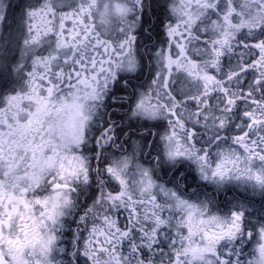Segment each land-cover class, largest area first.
Returning <instances> with one entry per match:
<instances>
[{"label":"snow or ice","instance_id":"snow-or-ice-1","mask_svg":"<svg viewBox=\"0 0 264 264\" xmlns=\"http://www.w3.org/2000/svg\"><path fill=\"white\" fill-rule=\"evenodd\" d=\"M15 11L21 56L37 54L23 76L0 73V264H63L57 257L66 252L60 242L73 182L95 179L93 166L111 182L88 209L97 222L86 236L77 230L72 255L83 264H242L245 241L258 247L244 264H264V211L248 198L264 197V0L173 6L180 23L154 50L147 86L131 85L133 115L155 122L146 129L150 154L191 161L205 182L197 189L214 185L224 198L170 186L135 153L103 148L117 136L106 98L125 91L118 74L139 65L135 36L102 38L96 21L107 33L128 16L125 3L86 0L57 16L52 0H21ZM22 67L16 63L18 73ZM201 127L216 132L212 160L197 139ZM120 209L124 221L113 213Z\"/></svg>","mask_w":264,"mask_h":264},{"label":"clouds","instance_id":"clouds-1","mask_svg":"<svg viewBox=\"0 0 264 264\" xmlns=\"http://www.w3.org/2000/svg\"><path fill=\"white\" fill-rule=\"evenodd\" d=\"M21 0H0V5L7 6V12L0 11V73L10 74L13 78L18 75L23 76L32 67V59L37 53L24 52L23 42L19 35V14L15 11ZM35 3V0H32ZM57 4V16L61 11L73 12L76 11L81 3H86V0H64L68 7L60 8L58 0H52ZM115 0H98L99 4L114 3ZM131 11L124 19H114L112 28L105 33L104 28L100 25L97 19V32L102 38L113 39L118 41L128 36H135L133 51L137 57L138 67L134 71L121 72L118 74L124 76L125 80L120 81V86L125 89L123 92L116 93L111 99L106 98L105 112L108 115L115 114V128L117 130L116 138L103 148L112 156L129 155L135 153V157L141 163L147 161L146 166L153 167L160 179L170 186L180 185L182 189H186L188 193L198 191L201 198L218 196L224 198V191L216 189L214 185H207L205 188L197 189L198 185L205 182L200 179L199 173L196 171L195 165L191 161L179 160L175 163H170L166 158H163L160 153L151 152L152 139L147 136L146 129L151 128L153 121H146L140 116L133 115L135 112V103L133 94L136 89L131 85H136L137 89L141 85L147 86L148 79L154 70V50H158L162 46V42L167 40V29L169 26H175L180 23V17L173 13V6L179 7L183 0H121ZM183 27V25H181ZM123 29V31H121ZM39 54L46 55L47 51L42 50ZM91 54V52H89ZM15 57L16 63L23 62V67L20 72H17L16 63H10ZM112 91H115V86ZM111 96V93H109ZM123 117V119H120ZM216 134L214 130L201 127L197 139L200 141L201 147H208L212 155L210 160L216 156L215 141L212 139ZM147 144V146H145ZM92 147V144H89ZM220 147H224L223 144ZM99 151V149H98ZM91 159V154H89ZM168 169L167 175H164V169ZM134 169L129 173V178L134 179ZM92 176L95 179L88 182L74 181V190L72 193L74 205L65 216V227L61 232L62 240L60 246L66 249L65 253L58 254V259L63 261V264H83V256L79 260L72 255L74 251L73 244L79 229L82 236H86L88 230L93 223H96L93 217L89 214L88 209L94 204L95 199H99L101 192L110 190L109 184L111 178L103 171H97L95 166L92 167ZM228 191L231 193H239L240 190L229 185ZM252 200L255 212L264 211V197L259 195L248 196ZM114 214L119 215V219L124 221L127 213L125 210H113ZM81 217H86V221H82ZM258 245L255 242L245 241L242 249V264L246 261L256 259L254 249ZM125 255L127 252L125 250ZM139 255V254H137ZM151 255V253H149ZM131 264H135L133 260ZM156 264H161L160 260ZM167 264V261H163Z\"/></svg>","mask_w":264,"mask_h":264},{"label":"rangeland","instance_id":"rangeland-1","mask_svg":"<svg viewBox=\"0 0 264 264\" xmlns=\"http://www.w3.org/2000/svg\"><path fill=\"white\" fill-rule=\"evenodd\" d=\"M229 195H231V193H229Z\"/></svg>","mask_w":264,"mask_h":264}]
</instances>
